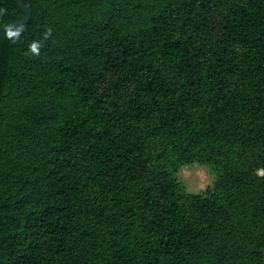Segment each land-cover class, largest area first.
Segmentation results:
<instances>
[{
  "label": "trees",
  "instance_id": "1",
  "mask_svg": "<svg viewBox=\"0 0 264 264\" xmlns=\"http://www.w3.org/2000/svg\"><path fill=\"white\" fill-rule=\"evenodd\" d=\"M21 1L0 264H264V0ZM23 16L0 0V28Z\"/></svg>",
  "mask_w": 264,
  "mask_h": 264
},
{
  "label": "rangeland",
  "instance_id": "2",
  "mask_svg": "<svg viewBox=\"0 0 264 264\" xmlns=\"http://www.w3.org/2000/svg\"><path fill=\"white\" fill-rule=\"evenodd\" d=\"M178 181L188 193H204L211 188L215 181V175L209 168L202 164H188L180 168L177 173Z\"/></svg>",
  "mask_w": 264,
  "mask_h": 264
},
{
  "label": "water",
  "instance_id": "3",
  "mask_svg": "<svg viewBox=\"0 0 264 264\" xmlns=\"http://www.w3.org/2000/svg\"><path fill=\"white\" fill-rule=\"evenodd\" d=\"M15 1L17 5L19 6V8L21 9V11L23 12L24 16L17 21H14L12 23H9L1 27L0 28V38L6 31L16 28L18 26L24 25L25 23H27V21L30 18L31 12H30V8L28 7V5L23 4L21 0H15Z\"/></svg>",
  "mask_w": 264,
  "mask_h": 264
}]
</instances>
